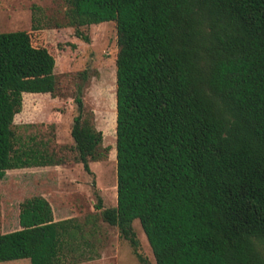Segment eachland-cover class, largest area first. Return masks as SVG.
<instances>
[{"label":"trees","instance_id":"trees-1","mask_svg":"<svg viewBox=\"0 0 264 264\" xmlns=\"http://www.w3.org/2000/svg\"><path fill=\"white\" fill-rule=\"evenodd\" d=\"M67 3L79 37L81 26L116 27L117 205L103 219L135 249L138 219L156 264H264V0ZM55 63L28 31L0 32V181L10 168L59 163L13 154L23 93H53ZM75 101L71 135L91 173L103 135L83 118L80 93ZM19 224L0 233V262L64 263L72 218L55 221L33 196Z\"/></svg>","mask_w":264,"mask_h":264},{"label":"rangeland","instance_id":"rangeland-1","mask_svg":"<svg viewBox=\"0 0 264 264\" xmlns=\"http://www.w3.org/2000/svg\"><path fill=\"white\" fill-rule=\"evenodd\" d=\"M67 7V0H0V32L28 31L33 43L47 47L56 61L54 92L22 97L21 110L13 119V154L16 157L18 149L40 151L59 162L6 170L0 181V233L19 228L20 204L25 199L43 196L54 219L72 218L77 225L74 239L64 244L63 264H156L138 219L132 223L138 240L135 249L117 226L102 217L104 208L117 205L115 22L81 26L85 39L66 24ZM78 93L83 118L103 135L100 158L89 160L91 173L78 162L71 135ZM99 198L102 208H96Z\"/></svg>","mask_w":264,"mask_h":264},{"label":"crops","instance_id":"crops-1","mask_svg":"<svg viewBox=\"0 0 264 264\" xmlns=\"http://www.w3.org/2000/svg\"><path fill=\"white\" fill-rule=\"evenodd\" d=\"M26 93H28V92H24L23 95L26 94ZM44 198H45V197H44ZM51 208H52V207H51ZM52 212H53V210H52ZM53 219H54V218H53ZM54 220L57 221L56 219H54ZM18 222H19V215H18ZM20 228H21V226H20V224H19V228H17V229H20ZM14 230H16V229H14ZM12 231H13V230H12ZM5 233H6V232H5Z\"/></svg>","mask_w":264,"mask_h":264}]
</instances>
